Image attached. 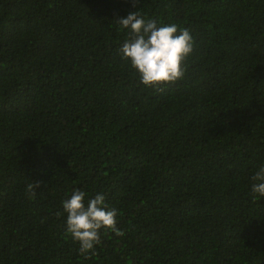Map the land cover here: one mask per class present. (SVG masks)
Segmentation results:
<instances>
[{
    "label": "trees",
    "instance_id": "trees-1",
    "mask_svg": "<svg viewBox=\"0 0 264 264\" xmlns=\"http://www.w3.org/2000/svg\"><path fill=\"white\" fill-rule=\"evenodd\" d=\"M135 11L190 31L182 79L145 87L122 59ZM261 165L264 0H0V264H264ZM75 190L125 233L89 259Z\"/></svg>",
    "mask_w": 264,
    "mask_h": 264
},
{
    "label": "clouds",
    "instance_id": "clouds-1",
    "mask_svg": "<svg viewBox=\"0 0 264 264\" xmlns=\"http://www.w3.org/2000/svg\"><path fill=\"white\" fill-rule=\"evenodd\" d=\"M138 4L139 0H132V7ZM116 22L128 30L120 53L139 74L140 83L159 89L161 85L175 83L184 77V62L194 50V40L187 28L178 29L175 24L158 26L155 20H145L138 11ZM252 180V193L264 197V165L258 168ZM39 187L38 182H30L26 192L34 197ZM85 196L84 191H73L71 197L62 202V208L67 216V233L79 245V254L89 259V254L94 255L95 247L101 243V231L121 237L125 233L117 227V209L108 207L102 193L87 203Z\"/></svg>",
    "mask_w": 264,
    "mask_h": 264
}]
</instances>
